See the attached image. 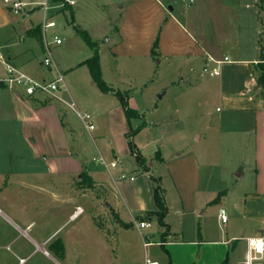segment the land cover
Returning a JSON list of instances; mask_svg holds the SVG:
<instances>
[{
	"label": "rangeland",
	"instance_id": "rangeland-1",
	"mask_svg": "<svg viewBox=\"0 0 264 264\" xmlns=\"http://www.w3.org/2000/svg\"><path fill=\"white\" fill-rule=\"evenodd\" d=\"M25 1L33 2V5H29L28 12L23 14L12 11L3 0H0V48L3 55L8 57L9 54L13 55L27 48L20 43L19 34L30 25L31 20L37 22L46 16H48V20H56L59 26L58 32L65 37V41L62 45L54 44L52 46L53 50H56H54V55L58 61L59 69L66 74V85L82 99L84 104L97 106V111L104 113L107 111V107L104 109L96 95L92 94L94 90L100 92V89L96 84H91V75L87 65H80L70 70V67L77 61L84 60L94 54L93 49L83 38L76 35L73 26L86 30L80 20L83 17L87 19V25L94 24L89 31H91L92 39L93 37L99 39L98 41L93 39L98 47L102 43L100 56L103 78L108 84L118 83V89L129 91L131 106L143 111L144 115L141 120L136 121V124L140 125L147 121L154 124V129L150 134L157 137V143L145 149L156 148L158 150L160 148L162 155L169 161L168 164H164L156 163L153 160L156 164L150 166L149 171L155 176H162L165 184L163 187H166L169 192L168 202L172 210L168 219L170 223L172 221L174 230L177 231L171 239L190 241L202 231L208 240H222L235 234L241 240L240 244H243L247 236H264V199L253 201V194H247L254 189L253 158L242 155L239 149V139L236 138L239 135L231 137L218 126L214 128L216 122L211 118L214 111H210L211 105L214 104V98H209L207 102V98H205L207 93L204 94L201 86L194 84V75L199 76V72L193 74L191 71V76H188L186 70L179 69L178 61L162 60L160 62V57H155L145 65L141 64L138 59L132 61V59L121 58L120 62L125 65V71L121 74L120 79H116L114 71L116 61L107 46L110 36L107 30L109 28L108 15L112 16L111 11L115 9V4L118 5L120 0H100L105 4L106 11L103 13L100 10L97 14H92L90 8L85 7L84 1L72 0L71 5L74 7L76 5L77 8L75 22L72 23H70V12L64 9L62 3H53L48 0L50 8L45 13L40 6L44 0ZM254 5L256 9L261 10L258 4L254 3ZM260 12L259 16L262 28H264V9ZM262 34L264 39V32ZM28 46H32L36 53L33 67L36 71L44 72L45 68L40 64L42 54H40L35 41L30 40ZM149 67H152L151 73ZM187 68L189 69V66ZM5 71V64L0 61V78L5 75ZM183 77L186 81H183ZM41 95L48 100L56 99L51 95ZM90 95L92 96L90 97ZM6 105L4 102L0 103V186L8 183L9 193L6 197L17 203L23 195L17 180L19 178L33 180L34 178L32 173H28L26 178V174L23 175L20 170L23 167L39 166L41 161H21L19 154L26 152L29 146L22 137L20 123L14 120L11 107L9 109ZM98 119L96 129L90 131L74 111L68 112L65 121H72L77 136L75 137L71 132L67 134L68 143L64 139L59 142L61 147L64 146L65 151L68 149V145L73 154L79 153V159L90 168L95 176L96 174L100 176L104 170L113 168H108L100 163L104 166L102 167L95 160V157L103 156L108 162H111L110 143L114 141V137L107 132L105 123L107 114L106 116L99 115ZM197 134H201L200 139L197 138ZM145 136H147L146 133ZM155 153L156 150L154 155ZM178 153H181L180 158L184 159L183 164L187 166L184 168L190 172L187 177L190 182L187 190L189 194L194 193L193 182L195 179L192 175V170L195 169L194 158H199L205 171L208 166L214 168L210 179V191H214V198L217 200L207 205L204 214L196 215L195 211L182 216L181 213L175 212L182 206L170 177L169 164L173 163L177 166L175 162L178 160ZM160 156L158 153L154 159L158 160ZM119 158L121 160L119 167L126 178L119 179L118 186L111 179L109 193L106 189L95 184L89 188L81 186L79 183L81 177L75 173L56 172L54 174L57 196H67L71 192L73 203L68 205L57 200L55 223L57 228L60 227L58 232L61 233L54 241L55 250L49 255L45 253L46 257L43 256L44 252L40 254L33 252L37 255L31 258L27 264H144L146 257L157 259L162 264H168L170 256L161 245L145 243L157 240L164 243L166 239H169L170 229L166 230L161 226L157 218L152 221L147 220L151 222L150 226L140 227V213L133 211L135 203L134 180L129 177L130 175H134L135 178L139 177L145 171L138 167L135 156L131 153ZM25 159L30 160L27 157ZM241 168L245 171L243 177L238 175ZM8 175L10 179L7 181L6 176ZM27 191L26 194H28ZM218 197L220 198L218 199ZM106 200L119 205V214L110 211ZM221 208L226 210L228 216L226 223H222L219 217ZM77 216L78 218H76ZM146 219L150 220V218ZM12 234L16 235L17 232L13 231ZM0 241L3 242L4 239ZM65 243L67 244L65 245ZM11 246L14 252L0 247V264H15L18 261L15 247ZM169 248L174 251L177 261L189 264L199 263L202 256L210 264H220L227 252V246L217 242L205 245L184 242V244ZM231 257L233 264L238 262V250L231 252ZM240 260L242 264V258ZM255 264H264V256Z\"/></svg>",
	"mask_w": 264,
	"mask_h": 264
},
{
	"label": "crops",
	"instance_id": "crops-1",
	"mask_svg": "<svg viewBox=\"0 0 264 264\" xmlns=\"http://www.w3.org/2000/svg\"><path fill=\"white\" fill-rule=\"evenodd\" d=\"M81 1L85 2V7H89L92 14H97L100 10L103 13L106 11L105 4L100 0ZM185 1L187 3H184ZM260 1L120 0L118 5L115 4V9L111 11L112 16L108 15L109 28L107 30L110 33L107 46L116 61L114 69L116 79H120L122 77L121 74L125 71V65L120 62L121 58L132 59V61L138 59L141 64L145 65L146 62L155 59V57H160V62L162 60L167 62L178 61L179 69L186 70L188 76H191V71L193 74L195 72L200 73L199 76L194 75V84L201 86L204 94L207 93V97H205L207 102L209 98H214V104L210 107V111H214L211 115L212 121L216 122L214 128L218 126L219 129L224 130V133L231 137L239 135L236 138L239 139V149L242 155L253 158L254 189L252 192L247 193L248 195L253 194V201L255 199L259 201L264 199V86L259 82V77L263 71L262 68H264V39L262 36L264 28H262L259 16L260 11L264 9V0ZM70 2L73 3L72 0ZM254 3L260 6V11L255 8ZM168 7H172V10L170 11ZM72 13L73 15L70 12V23L75 22L76 5L75 7L72 6ZM43 20V17L37 22L31 20L30 25L19 34L20 43L27 48L19 53L9 54L7 59L38 79H50L53 77L54 72L42 64L44 55ZM80 20L83 27L91 35L89 30L94 24L87 25V19L84 17L80 18ZM58 27L50 29L49 33H59ZM76 35H78L77 32ZM62 37L65 41V37ZM93 39L95 41L99 40L94 37ZM30 40L35 41L40 54H42L40 64L45 68L44 72L36 71L35 67H33L36 53L32 46H28ZM156 42L158 45L154 49ZM101 44H99V53ZM210 57L222 62L217 63ZM225 58L228 59L226 60ZM82 61H77L70 67V70L84 65L81 64ZM187 66H189V69ZM205 68L207 71H205ZM214 70L218 71V73L213 74ZM149 72H152V67H149ZM64 75L66 76L65 72ZM183 81H186L184 77ZM91 84H96L92 76ZM117 84L109 85L116 90H121L118 89ZM66 88L65 91L61 92L62 97L67 100H75L81 110L92 114L95 128L93 130L89 129L90 131L96 129V121L99 115L106 116L107 114L108 122L105 121L107 132L114 137V141L110 143L111 159L130 154L126 137L130 124L119 98L112 92L105 93L101 91L100 88V92L99 90H94L92 94L96 95L97 100L102 103L104 109L107 107V111L101 113L97 111V106L84 104L82 99L72 92L68 86ZM1 102L6 103V107H9V109L11 107L10 110L13 112V117H15L14 120L20 123L22 137L29 146V151L26 150V152L19 154L21 161H41L39 166H32V168L23 167L20 170L23 175L26 174V178L28 173H32L34 178L33 180L25 178L17 180L19 189L23 191L22 198L17 203L10 201L6 197L9 193L8 183L0 186V240L4 239L3 242L0 241V247L14 252L11 246L13 245L18 257V261L15 264H27L31 258L37 255L33 254V252H38V254L44 252L43 256H45V253L49 255L50 252L55 250L54 241L57 235L61 233L58 232L60 227L57 228L55 223L57 200L68 205L73 203L71 192L67 196H57L54 179L56 172L75 173V175L81 177V171L85 170L93 178L95 185L106 189L109 193L111 179L118 186L119 175L123 171L120 167L106 169L102 174L100 173V176L96 174V178L90 168L79 159V153L73 154L68 145L66 151L63 149L64 146H60V140L64 139L68 143L67 134L72 132L75 137L77 136L72 121H65L68 117V112H73L74 110L64 102L57 99H45L41 94L31 97L25 96L17 90L10 89L6 83L0 81ZM137 110L141 113V117L131 120L133 128L139 126L136 121L141 120L144 116L143 111ZM153 126L154 124L151 121H147L146 125L134 137L139 150L148 160L149 170L150 166L156 163L168 164L169 162L162 155L160 148L158 150L156 148L152 150L149 148L145 149L157 143V137L150 134L154 129ZM145 133L147 136H145ZM196 136L200 139L201 134ZM94 138L96 137L94 136ZM147 143L148 145H146ZM155 150V155L158 153L161 155L158 160L154 159ZM177 155L178 160L175 162L177 166L173 163L169 164L170 177L182 206L175 212L181 213L182 216L195 211L196 215L204 214L207 205L217 200L214 198V191H210V179L214 173V168L208 166L205 171V167L199 158H194L195 169L192 170V175L195 179L193 182L194 193L189 194L187 190L190 182L187 177L190 172L184 168L187 166L183 164L184 159L180 158L181 153ZM25 157L30 158V160L25 159ZM97 164L102 166L100 163ZM149 170L136 178L133 175L135 196L133 211L139 212V217L144 216L145 212L156 208L154 182L151 178L152 175H155L151 174ZM238 175L241 177L245 175L243 168L239 169ZM156 177L161 178L163 187L165 184L162 176ZM6 178L8 181L10 179L9 175ZM27 190L30 191L28 192ZM163 190L169 209L166 217V222L170 226L169 239H166L163 243L170 256L168 264H189L184 261H177L174 257V251L169 248L170 246L184 244V242L195 245L222 243L227 246L225 257L229 254L228 264H233L231 252L237 250L239 252V260L235 264H241L240 258L244 261L248 250V238L252 236H247L243 244H240L241 240L235 234L222 240H208L204 237V232L202 233V231L198 233L195 239L190 241L171 239L177 231L174 230L172 221L170 223L168 219V215L171 214L172 210L168 202V189L163 187ZM26 191L28 194H26ZM106 205L110 206V211L119 214L118 204L106 200ZM154 218L156 217L152 216L150 220H144L152 221ZM13 231H16L17 234L13 235ZM148 243L161 245L162 242L157 240L149 241ZM21 259H24V261H21ZM224 259L220 264H223ZM199 260L197 264H210L206 259H203V256ZM159 263L162 264L160 261Z\"/></svg>",
	"mask_w": 264,
	"mask_h": 264
},
{
	"label": "built area",
	"instance_id": "built-area-1",
	"mask_svg": "<svg viewBox=\"0 0 264 264\" xmlns=\"http://www.w3.org/2000/svg\"><path fill=\"white\" fill-rule=\"evenodd\" d=\"M4 3L8 6L9 9L16 13L26 14L28 12L27 7L29 5H33V2H27L25 0H3ZM70 2V0H68ZM188 1V0H187ZM193 0H189L192 2ZM48 0H44L40 6L44 10L45 13L48 12L50 5ZM38 4V3H37ZM48 16L44 18L43 21V47H44V55L42 59V64L44 67L50 69L54 72V75L51 79H38L26 72L25 70L17 67L12 64L7 57H5L0 48V61L6 66V75L3 78H0L1 81H4L6 85L12 89L17 90L19 93L25 96H36L38 94H47L51 95L57 100L64 102L68 107L74 110L79 118L84 122L85 126L93 130L95 128L93 116L90 112L81 110L78 106L77 102L73 99L67 100L62 97L61 92L65 91L67 88L65 75L59 69L57 60L54 55L53 46L61 45L64 42V38L60 36L58 33L51 34L49 33L50 29L56 28L58 26L56 20H48ZM214 60L212 57H210ZM226 60L228 58H225ZM217 63L222 61L214 60ZM205 71L207 69L205 68ZM213 74L218 73V71L214 70ZM95 160L98 163L104 164L106 167H119L121 164V160L118 158L112 159L111 162H108L105 157L99 156L95 157ZM119 178H126V175L122 172L119 175ZM131 180H134V176L131 175L129 177ZM219 217L222 223H226L228 221V216L226 210L224 208L220 209ZM140 227L150 226L151 222L148 221H140ZM145 244H148L146 242ZM150 244V243H149ZM264 256V236H256L248 238V250L246 257L243 261V264H255L256 261L261 260ZM24 261V259H21ZM144 264H160L159 261L155 259H151L149 257L145 258Z\"/></svg>",
	"mask_w": 264,
	"mask_h": 264
},
{
	"label": "trees",
	"instance_id": "trees-1",
	"mask_svg": "<svg viewBox=\"0 0 264 264\" xmlns=\"http://www.w3.org/2000/svg\"><path fill=\"white\" fill-rule=\"evenodd\" d=\"M53 3H62L64 9H67L72 13V5L68 0H51ZM77 34L83 38V40L90 46L94 54L91 57H88L87 59L83 60L81 64L87 65L91 76L96 83V85L101 89V91L105 93L112 92L114 93L120 100L121 105L124 109L125 115L129 121L130 129L126 133L128 146L130 153L135 156L137 165L141 167L144 171H148V160L147 158L142 154V152L139 150L138 146L136 145L134 141L135 135L146 125V122H143L136 128H133L131 125V120L133 118H139L141 117V114L139 111L135 108H133L130 105L129 99V91H121L116 90L112 86H110L102 75V69H101V61H100V53H99V47L97 43L92 39L90 33L87 30L81 29L78 26H74ZM157 42L155 43L154 49L157 47ZM153 49V51H154ZM262 74L259 77V82L262 86H264V68H262ZM153 182H154V198L156 203V208L152 211L145 212L144 216H141L142 221L146 218H150L152 216H155L159 222V224L166 228V230L170 229L169 224L166 222V217L169 212V209L167 207L165 197H164V190L161 184V178L156 176H151ZM80 185L84 187H92L94 185L93 178L86 172L85 170L81 171V179H80ZM217 199V198H216ZM162 247L166 250L163 243H161ZM167 251V250H166ZM229 262V254L225 257L223 264H228ZM172 264V263H171Z\"/></svg>",
	"mask_w": 264,
	"mask_h": 264
},
{
	"label": "water",
	"instance_id": "water-1",
	"mask_svg": "<svg viewBox=\"0 0 264 264\" xmlns=\"http://www.w3.org/2000/svg\"><path fill=\"white\" fill-rule=\"evenodd\" d=\"M168 9L171 11L172 10V7H168Z\"/></svg>",
	"mask_w": 264,
	"mask_h": 264
}]
</instances>
